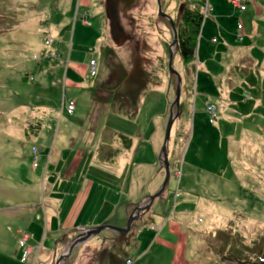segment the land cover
I'll use <instances>...</instances> for the list:
<instances>
[{"label": "rangeland", "instance_id": "374dc122", "mask_svg": "<svg viewBox=\"0 0 264 264\" xmlns=\"http://www.w3.org/2000/svg\"><path fill=\"white\" fill-rule=\"evenodd\" d=\"M155 1L138 0L125 16L120 15L123 29L140 42L136 52V40L117 47L107 21L104 29L97 26V19L105 17L103 10L97 18L96 7L89 8L87 24L82 23L84 5L104 4L103 0H0V264H54L61 254L54 246L61 236L52 231L57 227L51 216L58 205L54 200L65 198L63 205L74 195L89 193L93 173L92 156L77 145L84 138L69 128L72 124L83 128L90 115L89 120L104 119L109 129L128 136L146 138L155 132L151 128L156 123L165 131L176 80L169 83L166 46L172 36L158 19ZM233 1L200 0L204 19L193 65L174 57L182 88L169 150L174 147L172 155L180 170L190 163L197 171L191 177L184 172L180 179L171 174L150 208L154 224L146 225L139 237L137 264H236L231 260L236 254L250 262V257L240 256L242 251L264 257V0H244L245 10ZM177 8L178 0L163 4V11L179 19ZM43 21H49L51 32ZM56 25L60 37L54 32ZM238 25L242 30L237 32ZM46 41L51 45L46 46ZM59 45L65 53L61 67L55 68L52 62H60L62 54L53 55L56 61L43 54L50 55L52 46ZM69 50L71 59L79 56L73 60L78 65L73 73L65 66ZM90 59L97 62L93 78L88 67L84 71ZM238 65L248 73L243 75ZM70 81L76 85L72 87ZM54 95L56 100L75 103L73 117L61 111V104H47ZM119 99L122 108L116 104ZM117 113L125 115V122L114 118ZM207 124L220 130L218 136L224 134V139L217 138ZM201 126L199 137L193 138V129ZM115 139L107 134L104 143L100 140L112 150ZM195 139L202 142L201 152L195 150ZM59 149L60 162L54 167ZM140 159L147 166L141 167L135 197L142 200L160 186L153 190L159 183L155 173L159 169L149 166L153 160ZM178 189L176 197L173 193ZM25 233L31 239L35 235L38 249L27 246L30 238ZM68 240L62 238L61 249ZM51 249L54 255L49 258ZM80 249L65 264L79 262ZM127 258L109 262L125 264Z\"/></svg>", "mask_w": 264, "mask_h": 264}, {"label": "crops", "instance_id": "0c3cea01", "mask_svg": "<svg viewBox=\"0 0 264 264\" xmlns=\"http://www.w3.org/2000/svg\"><path fill=\"white\" fill-rule=\"evenodd\" d=\"M93 6H94V9L96 7V10H97V12L95 11V15L97 16V18L100 17L99 16L100 10L104 11L103 3L102 4H87L86 6L84 5V11L80 18L84 25L87 24L88 15L90 14L89 8H92ZM43 23L48 24V27H49L48 32H51V25L49 21H43ZM96 23L98 27H101L102 29H104L105 17L104 18L100 17L99 19H97ZM57 27L58 26L56 25L55 29L57 31H54V32L56 36L60 37L61 32L59 31ZM213 39L215 38H212V40ZM215 42L212 41V43H215ZM46 46H49V45H46ZM52 47L53 48L49 51L50 55L45 56L43 54V57L47 59L50 58L51 60L56 61V59H52L53 55H58L57 53L60 52L62 54L60 57V60L63 59V53H65L64 48L62 46L60 47V45L52 46ZM238 52H248V51L246 49H240ZM236 55L238 54L236 53ZM47 59L45 61H47ZM70 59H71V50L67 52L65 66L68 67V69H70L71 72L73 73L74 71L78 69V65L74 61H77L79 59V56L76 57L77 60H74V58L71 60ZM52 64L55 68L61 67L62 60L60 62H52ZM87 67H88V63L86 64L84 71H87ZM238 67L242 69L243 75H246L248 73L246 72L247 69L245 67H241V65H238ZM63 84L65 85L68 84V80H65ZM69 84L72 87L76 85L72 83L71 81L69 82ZM55 98L56 97L54 95V97L50 99L49 101L50 103L47 101L46 102L47 104H50V105L57 104L59 106L61 104V111H63L64 101L73 102L72 100H69V99L63 100V99L58 98V100H56ZM206 98H205L206 100L210 101V97L207 96ZM224 98L226 99V97ZM116 104H120V99L117 101ZM50 110H52V108ZM76 110L77 108L75 107V111ZM74 115H75V112L70 117H73ZM135 115L132 116V119H131L132 121L135 120V118H133L135 117ZM89 117L87 118L83 128L75 124H72L69 128H71L72 131L78 135V137L82 136L84 138V141L82 142L80 140L79 142H77V145L81 146V148L83 149L86 148V150L92 156L91 157L92 162L90 164V169L93 170L92 181L89 186L90 187L89 193H86L85 195H81V196L72 195L73 197L69 198V202L63 205H60V203L63 202L65 198L63 201H61L63 199L61 197L59 199L54 200V201L58 200V205H57L55 212H52L51 216L54 218L53 219L54 221L56 219L57 227H56V230H52V231L53 233H56L57 235L61 236L59 242H61L62 238H64L65 240L66 238H69V239L72 238L75 235V233L81 228H92V227L101 226L105 224H111V225L117 224L116 226H120V227L123 226L121 220H123L122 218H124V211L126 209L130 210V207L133 204L141 200V198L135 197L138 191L136 186H140L141 184V179H142L141 167L147 166V164L142 163L140 158L146 157V156L149 157L150 160H153L151 161V165L149 164V166L151 167L154 166L159 169L158 171L156 170L155 172L157 174L156 178L158 179L159 177V183H157L153 187L154 191L159 186H161L163 182V178H164L163 171L159 167L158 165L159 162L157 161V158L159 157V153H160L159 150H161L162 143H163L162 138H163L164 128L162 132V129L159 126H157V123H156L151 128L155 132L153 134H150V136H147L146 138H143L142 135H136V134L128 136L122 132L120 133L119 131L109 129V126L107 125L104 119L103 120L101 119L98 121V118L93 117L92 119L89 120ZM114 118L121 119L124 122L126 119L123 113L122 115L117 113L116 116H114ZM48 120L50 123L54 122V119H48ZM177 133H178V130L176 131V135ZM107 134H109V136L110 134H112L113 138L116 137L115 139L116 141L113 142V144L116 143V145L115 144L112 145V150L110 146L103 144L104 135H107ZM100 139H102L103 143H101ZM198 149L196 148L195 150L198 151ZM61 150L62 149H59L56 152L55 158L53 159L54 167L56 166L57 163L60 162ZM173 151H174V147L171 152L168 147V159L169 158L171 159L169 160L170 178H171V174H173L174 176L180 179L182 176V173L184 172L189 174L191 177V172H196L197 169H194V166L188 163L187 167L182 166L184 167V169L181 168L180 170L178 168L179 163H177L176 157H173L172 155ZM185 153H186V150L182 156L183 159H184ZM127 154L129 155L128 159H127ZM193 156L195 159L196 155L194 154ZM49 158H53L52 153H51V157ZM82 161H83V157L81 159V162ZM54 177H57V176L54 175ZM54 185L56 186V184ZM50 186H52V184H50ZM152 186L153 185H151L150 187ZM179 193H180V189H178L177 192L173 194H175L176 197H179ZM178 200H179L178 202L180 203L189 204L187 199H183V200L178 199ZM49 201H51V204H54V201H52L51 198ZM154 203L155 201L153 202V204ZM59 207L61 208L59 209ZM63 212H65V214H63ZM117 213H118V216H116ZM62 214L64 215L63 217H65V219H61L59 217ZM153 215H154V212L150 211V213L144 216L142 223H139V222L135 223L136 225L135 228L130 230V232L125 237L126 241H120L121 238L118 239L117 236L113 238L111 236L112 234L102 235L101 233L100 234L102 235L101 238L98 237L95 240L91 241L86 246H83L82 248L84 251L82 250L80 252H77L78 255L76 256V261L77 259H79V262H75L74 264H79V263L80 264H89V263L91 264H110L109 261L113 262V260L116 259V257L117 258L121 257L122 259L127 258V255L125 254L126 251L128 252V254L134 253V256L127 258L125 260V263L127 260H130L131 264H137L136 261L138 260V257L140 256V248L142 246V241L139 240V237L142 234L141 232L143 228L144 229L146 228V225H150L151 227L152 224H154L155 219L152 220ZM113 219L114 221H112ZM164 227L162 226V229ZM153 228H157V225L156 226L154 225ZM110 238L113 240L110 241ZM59 242L55 241L54 246L57 251L60 250V252L62 253V251L66 248L67 245H65L64 248L61 249V245H58ZM27 246H32L34 247V249H38V247H36L35 235H32V239L30 237V239L28 240ZM53 251L54 249H51L50 252H48L46 256H49L50 258Z\"/></svg>", "mask_w": 264, "mask_h": 264}, {"label": "water", "instance_id": "95a60500", "mask_svg": "<svg viewBox=\"0 0 264 264\" xmlns=\"http://www.w3.org/2000/svg\"><path fill=\"white\" fill-rule=\"evenodd\" d=\"M123 2H127L128 4H122ZM137 2L138 0H104V16L108 23L109 35L113 43L117 47H122L127 41H131L133 39L130 34L125 33L123 27L121 26L120 13H125L127 10L134 7ZM156 2L158 19L165 20L168 23L172 36V40L167 47V70L169 83H171L172 78H175L176 80V84L174 87V98L168 108V120L164 131L162 147L158 157L160 168L164 174L163 182L154 194L147 196L139 202L133 204L130 207V210L126 209L124 211V218H122L123 220H121L123 224L122 227L105 224L92 228H81L80 230H78L75 235L68 240L66 248L55 260L54 264H65L74 250L86 246L91 241L98 238L102 232L107 231L114 235L117 234V238L125 237L130 232V230L135 228V223H142L144 216L150 213V208L152 207L153 202L164 192L170 180L168 147L172 128L180 116L182 80L180 74L173 68L174 57L179 50L177 30L173 19L163 12L162 0H156Z\"/></svg>", "mask_w": 264, "mask_h": 264}, {"label": "trees", "instance_id": "16d2710c", "mask_svg": "<svg viewBox=\"0 0 264 264\" xmlns=\"http://www.w3.org/2000/svg\"><path fill=\"white\" fill-rule=\"evenodd\" d=\"M194 10H195V13L188 12V11L183 13L182 16H181V20L178 22V25L176 26L177 36H178V46H179V50L176 53V55L179 56L180 60L184 64H192V65H193V62H194L195 56H196V53H195V51H196V41H197L198 35L200 34L202 23H203V19H204V15H203V10L204 9H203L201 4L198 5L196 7V9H194ZM123 103H124L123 101H120L119 108H122L124 106ZM212 106L214 108V110H213V113H214L215 106L214 105H212ZM135 109L136 108L131 110V113H130L131 116H134V114L136 113ZM207 122H208V119H207ZM222 123H224V122H222ZM207 126H208V124H207ZM210 128H213V127L212 126H208V129H210ZM201 129H202V126L197 131H194L195 130V128H194L192 137L193 138H195L196 136L199 137L200 134L197 133V132H200ZM172 130H173V128H172ZM212 131L217 135L216 136L217 138L224 139V134L221 135V136H218V134H220V132H221L220 130H217V129L213 128ZM171 133H172V131H171ZM198 142H199V140L195 139V144H196L195 146L198 147L199 148L198 151L201 152L200 148L203 149L202 142H201V144L198 143ZM191 143H192V141L189 142V145ZM188 146H187V148H188ZM246 251L251 252V249L250 248H246ZM240 256H242V257L243 256H247V258L250 257V259H252V260H250V262H248V261L246 262L242 258H239V256L237 254L231 260H233V261L235 260L236 264H264V257L262 256L263 257L262 258L258 254H255V251H253V253H244L242 251ZM239 259L241 261H239Z\"/></svg>", "mask_w": 264, "mask_h": 264}, {"label": "flooded vegetation", "instance_id": "af4514ba", "mask_svg": "<svg viewBox=\"0 0 264 264\" xmlns=\"http://www.w3.org/2000/svg\"><path fill=\"white\" fill-rule=\"evenodd\" d=\"M176 4L177 3V0H168L167 2H166V0H162V10H163V4ZM122 4H128L127 2H123ZM137 4H138V2H137ZM155 4H156V6H157V2L155 1ZM193 4H200V0H195V1H193V0H188V1H186V3L184 2V0H178V8H177V10H178V14L180 15V16H182V14L183 13H185V12H193V13H195V10L194 9H196V7L197 6H195V5H193ZM132 9V8H131ZM174 9V8H173ZM130 10V9H129ZM129 10H127L125 13H120V15L121 14H124V16L126 15V13L129 11ZM164 13H166L165 11H163ZM167 15H169L168 13H166ZM170 16V15H169ZM172 19H173V21H174V24H175V27L178 25V22L181 20V17L178 19V18H176V17H174V16H170ZM195 19V18H194ZM193 19V20H194ZM131 20V19H130ZM161 22H162V24H164V26H166V28H168V30L170 31V27H169V25H168V23L165 21V20H161ZM125 31V30H124ZM125 33H127V34H130L131 36H132V42H134L136 39L134 38V36L130 33V32H127V31H125ZM171 33V32H170ZM131 41H127V42H131ZM126 42V43H127ZM125 43V44H126ZM124 44V45H125ZM123 45V46H124ZM163 45V44H162ZM165 45V44H164ZM163 45V46H164ZM169 45V44H168ZM168 45L166 46V52H167V47H168ZM122 46V47H123ZM134 48H135V50H136V52H139V50L141 49L140 48V42L139 41H137L136 40V43H135V46H134Z\"/></svg>", "mask_w": 264, "mask_h": 264}, {"label": "built area", "instance_id": "2783aa9c", "mask_svg": "<svg viewBox=\"0 0 264 264\" xmlns=\"http://www.w3.org/2000/svg\"><path fill=\"white\" fill-rule=\"evenodd\" d=\"M233 3L236 5V6H238V7H240L241 9H244L245 10V5H244V3H243V1L242 0H234L233 1ZM234 5V6H235ZM237 29H238V31H240L241 30V26L239 25L238 27H237ZM241 35H240V33L238 34V37H240ZM46 44H49V41H46ZM88 75L91 77V78H93V77H96V75H97V62L94 60V59H91L89 62H88ZM213 108V106L211 105V106H209V112H212V114H213V110H214V108ZM64 110L66 111V113L68 114V115H73V113H74V111H75V105H74V103L73 102H69V103H65L64 104ZM126 264H131V262L130 261H127V263Z\"/></svg>", "mask_w": 264, "mask_h": 264}]
</instances>
